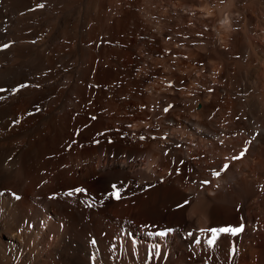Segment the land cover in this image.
Wrapping results in <instances>:
<instances>
[{
	"label": "bare ground",
	"instance_id": "6f19581e",
	"mask_svg": "<svg viewBox=\"0 0 264 264\" xmlns=\"http://www.w3.org/2000/svg\"><path fill=\"white\" fill-rule=\"evenodd\" d=\"M0 89V264H264V0H0Z\"/></svg>",
	"mask_w": 264,
	"mask_h": 264
},
{
	"label": "rangeland",
	"instance_id": "374dc122",
	"mask_svg": "<svg viewBox=\"0 0 264 264\" xmlns=\"http://www.w3.org/2000/svg\"><path fill=\"white\" fill-rule=\"evenodd\" d=\"M162 9H161V7H159L158 6V8L156 9V13H160V11H161ZM149 12H151V10H149V11H147V18L151 21H153L154 19H155V21H156V19H157V17H156V14H155V17H154V15H153V13L151 12V14L149 13ZM149 13V14H148ZM150 16H151V18H150ZM177 16V17H176ZM179 16H180V14H178V12L177 11H173V16H172V20H173V22H175V23H177L179 20H177V18H179ZM151 21V22H152ZM3 42H5L4 44H7V42L8 43H10L11 41H10V39H9V41H7V40H4ZM98 88V89H97ZM98 90H99V86L98 87H96V89H95V91H93L94 93L92 94V96H94L93 98V100H96V95H98ZM161 120H163V121H161ZM157 122V123H156ZM160 122V123H159ZM74 122H72L71 124L73 125V130H72V136L71 137H66V138H64V140H63V144L61 143V148L62 149H60L61 150V152L62 153H64L65 155L67 154L68 155V152L69 151H71L72 149H73V146L79 141V139H80V136H81V130H82V127L80 128V127H78L77 125H74L73 124ZM158 123H159V125H158ZM164 117L163 116H159V117H157L156 119H154L153 121H152V124H154V125H152V129L154 130L153 132H154V134H155V136L154 135H152L154 138H152V136L147 140V141H150V143L151 142H158V141H164V138H165V136H169V134H170V131H168V130H166L165 128H164ZM162 124V125H161ZM77 126V127H76ZM161 126H163V127H161ZM159 127V128H158ZM157 128H158V130H157ZM161 130V131H160ZM163 130V131H162ZM167 131V132H166ZM75 132V133H74ZM159 135H158V134ZM157 135V136H156ZM160 136H162V137H164V138H158V137H160ZM166 137V138H167ZM158 138V139H157ZM74 140V141H73ZM153 140V141H152ZM73 143H71V142ZM77 141V142H76ZM76 142V143H75ZM72 144V145H71ZM71 148V149H70ZM67 149V150H66ZM52 157H54V154H51V156H50V158H52ZM142 222V221H141ZM149 226H151L153 223L152 222H149V223H147Z\"/></svg>",
	"mask_w": 264,
	"mask_h": 264
},
{
	"label": "snow or ice",
	"instance_id": "6c2138e0",
	"mask_svg": "<svg viewBox=\"0 0 264 264\" xmlns=\"http://www.w3.org/2000/svg\"><path fill=\"white\" fill-rule=\"evenodd\" d=\"M38 7H43V5H38ZM3 47L7 48L8 45H3ZM20 87H25V85H21ZM0 91H5L4 89H0ZM13 91H18V89H15ZM164 111H168L167 108L164 109ZM143 139V137H142ZM243 152L240 154V156L238 157H234L233 159H239L243 156ZM228 167V165H224V168L226 169ZM215 175H219V172L215 173ZM205 183H207V181H205ZM113 189L115 191H113L110 195L114 196L115 198L119 199L120 196H119V190L116 188V185H113L112 186ZM75 192L79 193V192H83L84 189H81V188H77L74 190ZM73 191H69L67 193H65V195H68V196H71L73 195ZM243 227L244 225L241 224L239 227H233V226H225V227H220V228H210V229H207V230H204L202 229L201 231L204 232V231H207L209 233H211V235L208 237V239L206 240V243L209 247H213L215 246V242L216 240L218 239L219 235L220 234H223V233H230L232 235H236L238 234L239 232H241L243 230ZM169 231H172L171 229H168V230H163V231H159V232H156V233H149V235H156V236H160V237H164L168 234ZM189 235H192L191 233H189ZM197 244L200 243V239H196L195 241ZM93 243H95V241H93ZM156 248H158V246H155ZM233 252H235V249L233 248L232 249ZM154 254L156 256H159L160 253L159 251H154Z\"/></svg>",
	"mask_w": 264,
	"mask_h": 264
}]
</instances>
